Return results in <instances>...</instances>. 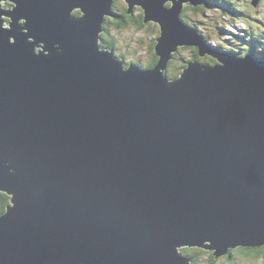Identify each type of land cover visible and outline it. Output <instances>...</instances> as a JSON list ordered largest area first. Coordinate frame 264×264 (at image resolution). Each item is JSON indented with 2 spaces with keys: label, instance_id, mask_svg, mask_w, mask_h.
I'll use <instances>...</instances> for the list:
<instances>
[{
  "label": "water",
  "instance_id": "water-1",
  "mask_svg": "<svg viewBox=\"0 0 264 264\" xmlns=\"http://www.w3.org/2000/svg\"><path fill=\"white\" fill-rule=\"evenodd\" d=\"M113 1L0 0V264H192L180 248L264 246V58L184 22L204 0H125L159 26L155 65L125 68L99 44ZM183 46L217 62L169 79Z\"/></svg>",
  "mask_w": 264,
  "mask_h": 264
},
{
  "label": "rangeland",
  "instance_id": "rangeland-1",
  "mask_svg": "<svg viewBox=\"0 0 264 264\" xmlns=\"http://www.w3.org/2000/svg\"><path fill=\"white\" fill-rule=\"evenodd\" d=\"M168 4L169 2L166 3ZM1 5L4 9H10L12 6L8 1H2ZM115 5L117 9L121 8V11L127 6L125 0H116ZM132 13L139 17L142 10L135 7ZM181 17L204 34L210 43L222 45L223 48L235 51L237 55L245 53L246 49L242 47V43L245 42L252 47L253 55L260 56L264 52V0H260L255 6L250 4V0H209L205 5L196 7L184 5ZM2 19L7 26L10 20L7 16H2ZM23 20L20 19V23ZM106 22L108 23L107 37L113 38V51L123 56L121 58L124 65L134 62L141 67L146 66L152 52L154 53L155 38L159 33L158 25L149 21L138 27L134 22L126 27L116 28L113 19L107 18ZM192 59L201 63H212L208 55L200 57L192 47H182L169 62L165 74L168 70L171 77L177 76L185 62ZM182 248L184 253L194 250L199 254L196 264H264V248L254 253L237 247L229 253L230 260L218 257L212 261H210L213 253L211 249Z\"/></svg>",
  "mask_w": 264,
  "mask_h": 264
},
{
  "label": "trees",
  "instance_id": "trees-1",
  "mask_svg": "<svg viewBox=\"0 0 264 264\" xmlns=\"http://www.w3.org/2000/svg\"><path fill=\"white\" fill-rule=\"evenodd\" d=\"M209 0H204L203 1V3L202 4H206L207 2H208ZM114 2V1H113ZM113 4L114 3H112V7H113ZM9 5V4H8ZM112 10V9H111ZM112 12H113V10H112ZM73 14L74 15H78L79 14V11L78 10H75L74 12H73ZM113 14H114V16H109V17H115V16H117L118 18H120L121 17V20H117L115 23H114V21H113V24H114V27H116V28H120V27H122V26H125V24H126V22L127 21H129V20H131L132 19V15H128L127 14V12H126V9H123L122 11H119V13L116 15L114 12H113ZM120 14V15H119ZM108 16H106L105 17V19H104V30H103V32L102 33H100V41H99V43H100V46L101 47H105V48H108V49H111V50H113V41H112V39L113 38H108L107 37V35H108V23L106 22V19L107 18H109ZM7 21V20H6ZM138 22L141 24V23H145V22H143V14H141L140 16H139V20H138ZM242 45L246 48V50H247V53H250L252 56H254L253 55V51H252V47L250 46V45H248V43L247 42H245V43H242ZM216 47H218V48H220V49H222V46L221 45H217ZM229 52H232L233 53V50H229ZM175 54H176V52L173 54V57L175 56ZM263 54V53H262ZM117 56H119V55H117ZM262 56H264V54L262 55ZM261 56V57H262ZM120 57V56H119ZM255 58H259L260 56H254ZM173 59V58H172ZM171 59V60H172ZM170 60V61H171ZM156 61H157V57H156V55H155V61H154V63L153 64H151V65H146V66H143V67H141V68H151V67H153L154 65H155V63H156ZM169 61V62H170ZM187 62V61H186ZM185 62V63H186ZM130 63V62H129ZM126 65H128V64H126ZM185 65V64H184ZM184 65H183V67H184ZM181 72V71H180ZM179 72V73H180ZM170 71H168L167 70V74H166V77H168V78H173V77H171L170 76ZM179 75V74H178ZM8 202H9V196H7L5 193H3V192H0V214L2 213V212H4L5 211V207H6V205L8 204ZM262 248H264V246H254V247H238V249H241V250H245L246 252H254V253H258V252H260L261 250L260 249H262ZM235 249H237V248H235ZM234 249H230L229 251H228V253L226 254V255H224V256H222V258L224 259V260H230V256H229V253L231 252V251H233ZM184 250H183V248L182 249H180V252H181V254L182 255H186L190 260H191V262H192V264H196V262L198 261V259H199V254L198 253H196L194 250H191V252L190 251H187V252H183ZM216 259V258H215ZM212 260H214V256H213V254H211V256H210V261H212Z\"/></svg>",
  "mask_w": 264,
  "mask_h": 264
},
{
  "label": "flooded vegetation",
  "instance_id": "flooded-vegetation-1",
  "mask_svg": "<svg viewBox=\"0 0 264 264\" xmlns=\"http://www.w3.org/2000/svg\"><path fill=\"white\" fill-rule=\"evenodd\" d=\"M114 4H113V7H112V10H113V12L117 15L118 13H119V11H121V8L120 9H117V7H116V5H115V3H116V0H114V2H113ZM120 15V14H119ZM128 15H132V19L131 20H129V21H127L126 22V24H125V26H122V27H126L128 24H130V23H136L137 24V26L139 27V26H143V24L144 23H139L138 22V20H139V17L138 16H136L135 14H133V13H131V14H128ZM137 17V18H136ZM110 19H113V21H114V23L117 21V20H121V17L120 18H118L117 16H115V17H109ZM148 23V22H147ZM112 41H113V45H114V40L112 39ZM113 48H114V46H113ZM193 48V47H192ZM151 50H152V48H151ZM113 51V50H112ZM114 52V51H113ZM235 52V51H234ZM115 53V52H114ZM236 53V52H235ZM116 54V53H115ZM120 57H123L122 55H120V54H118ZM209 58H211L212 59V63H215L216 62V60L214 59V58H212V57H209ZM154 61H155V54L152 52V56H151V58H150V61L147 63V65H151V64H153L154 63ZM3 213V212H2ZM1 213V214H2Z\"/></svg>",
  "mask_w": 264,
  "mask_h": 264
},
{
  "label": "clouds",
  "instance_id": "clouds-1",
  "mask_svg": "<svg viewBox=\"0 0 264 264\" xmlns=\"http://www.w3.org/2000/svg\"><path fill=\"white\" fill-rule=\"evenodd\" d=\"M250 3H251V0H250ZM169 5V4H168ZM186 5V4H185ZM200 5H204V4H200ZM191 6V5H190ZM184 7V6H183ZM193 7H196V6H193ZM141 9V8H140ZM182 10H183V8H182ZM182 12V11H181ZM109 17V16H108ZM182 18V17H181ZM183 19V18H182ZM183 21H184V19H183ZM151 22V21H150ZM185 22V21H184ZM187 23V22H186ZM188 24V23H187ZM190 25V24H189ZM103 26H104V24H103ZM191 26H193V25H191ZM194 27V26H193ZM158 28H159V26H158ZM194 28H196V27H194ZM197 29V28H196ZM103 30H104V27H103ZM198 30V29H197ZM199 31V30H198ZM103 32V31H102ZM101 32V33H102ZM200 32V31H199ZM158 35H159V33H158ZM158 37V36H157ZM156 37V38H157ZM155 38V39H156ZM99 41H100V38H99ZM155 43H156V40H155ZM207 43H208V41H207ZM100 44V43H99ZM209 44V43H208ZM154 46H155V44H154ZM183 47H194V46H183ZM244 49H246L244 46H242ZM102 48H105V47H102ZM154 48V47H153ZM180 48H182V47H180ZM196 48V47H195ZM106 49H108V48H106ZM179 49V48H178ZM109 50H111V49H109ZM178 51V50H177ZM176 51V52H177ZM196 51H197V48H196ZM154 54H155V50H154ZM245 54H247L246 53V51H245V53H243V54H241V55H237L236 54V56H238V57H243ZM116 56H117V54H115ZM206 56V55H205ZM255 56V55H254ZM208 57H211V56H209L208 55ZM117 58H119V59H121L122 60V58L121 57H119V56H117ZM173 58V57H172ZM213 58V57H212ZM215 59V58H214ZM193 61L195 60V59H192ZM216 60V59H215ZM190 61V60H189ZM195 61H197V60H195ZM199 62V61H198ZM216 62H217V60H216ZM215 62V63H216ZM129 63V62H128ZM130 63H134V62H130ZM215 63H210V65H212V64H215ZM123 64H124V61H123ZM134 64H136V65H138L137 63H134ZM205 64H207V63H205ZM185 65H186V63H185ZM184 65V66H185ZM139 66V65H138ZM168 67V66H167ZM183 68V67H182ZM166 71V70H165ZM165 76H166V74H165ZM178 76V75H177ZM176 77V76H175ZM175 77H173V78H175ZM168 78V77H167ZM169 79H171V78H169ZM188 248H190V247H188Z\"/></svg>",
  "mask_w": 264,
  "mask_h": 264
},
{
  "label": "bare ground",
  "instance_id": "bare-ground-1",
  "mask_svg": "<svg viewBox=\"0 0 264 264\" xmlns=\"http://www.w3.org/2000/svg\"><path fill=\"white\" fill-rule=\"evenodd\" d=\"M165 4H166V3H165ZM132 12H133V10H132ZM132 12H131V13H132ZM131 13H130V14H131ZM127 14H128V13H127ZM193 49H195V50H196V48H195V47H193ZM114 55H115V53H114Z\"/></svg>",
  "mask_w": 264,
  "mask_h": 264
}]
</instances>
